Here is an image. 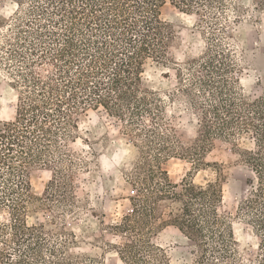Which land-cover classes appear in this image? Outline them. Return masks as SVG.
<instances>
[{"label": "trees", "instance_id": "1", "mask_svg": "<svg viewBox=\"0 0 264 264\" xmlns=\"http://www.w3.org/2000/svg\"><path fill=\"white\" fill-rule=\"evenodd\" d=\"M37 1L43 19L35 32L38 48L32 46L30 55L39 52L44 64L49 53L53 73H34L33 62L24 64V88L14 119L0 129V264L72 261L67 248L75 244L73 233H66L70 239L57 248L54 235L43 225L27 222L28 214L42 208L56 187L51 178L49 191L38 195L28 170L51 167L61 174L59 162L52 158L60 152L59 143L74 139L79 118L99 108L139 141L133 142L137 153L132 161V180L139 184L134 186L131 214L118 229L133 233L143 220L156 221L159 210L166 209L164 224L176 227L194 244L197 264L204 262L209 240L219 257L234 260L237 242L217 210L224 179L220 167L215 164L217 179L204 185L185 178L175 184L161 167L169 158H180L200 168L206 165L203 156L216 144H227L249 174L246 197L238 206L257 239L248 261L264 264V90L252 97L238 79L254 49L229 33L224 47L211 32L208 38L203 34L205 44L198 55L178 62L169 52L178 39L175 26L160 17L166 4L198 14L211 13L224 0ZM253 2L255 11H264V0ZM235 9L238 13L241 8ZM148 62L173 66L178 92L197 121L191 142H180L162 123L161 102L142 79ZM142 171L146 175L141 176ZM135 246L131 241L125 248L132 254ZM119 255L127 264L128 258Z\"/></svg>", "mask_w": 264, "mask_h": 264}, {"label": "rangeland", "instance_id": "2", "mask_svg": "<svg viewBox=\"0 0 264 264\" xmlns=\"http://www.w3.org/2000/svg\"><path fill=\"white\" fill-rule=\"evenodd\" d=\"M36 1L0 0V129L14 119L24 88V64L33 62L34 73H53L49 53L44 64L39 62V52L30 55L32 46L38 48L35 32L43 19L39 12L42 3ZM254 6L253 0H224L223 6L213 8L211 13L205 10L186 14L164 5L160 17L175 26L178 36L170 54L180 62L200 53L205 44L203 34L208 38L212 32L224 47L229 43L228 33L232 34L254 49L238 79L245 93L259 96L264 90V11H255ZM238 7L241 9L237 13ZM47 27L51 29V24ZM46 42L51 46V41ZM142 79L161 102L162 123L180 142L194 140L197 121L178 92L173 66L148 62ZM76 131L73 142L59 143L60 152L52 157L59 162L61 174H55L51 167L28 170V180L38 195L49 191L51 178L56 181L52 197L43 200L42 208L28 214V224L43 225L54 235L57 248L58 243L70 239L66 233H73L75 244L67 248L73 258L69 264H124L120 252L128 258L127 264H197L199 254L195 253L194 244L176 227L164 224L168 219L166 209L159 210L156 221L143 220L133 233L124 234L117 228L131 214L134 186L139 184L137 179L132 180L136 171L132 161L137 153L133 142L139 141L126 125L99 108L80 117ZM203 162L206 165L197 169L189 160L180 158H169L161 164L175 184L184 178L197 185L214 182L218 172L215 164L224 176L217 210L237 242L236 255L234 260L222 259L215 252L216 244L209 240L202 264H252L248 259H253L257 239L248 219L238 212L239 202L246 197L249 174L227 144H216L203 156ZM140 174L144 176L146 171ZM61 228L64 234L60 233ZM131 241L136 246L129 254L125 245Z\"/></svg>", "mask_w": 264, "mask_h": 264}]
</instances>
